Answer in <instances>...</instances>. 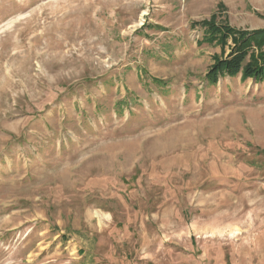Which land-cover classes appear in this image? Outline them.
<instances>
[{
	"label": "rangeland",
	"instance_id": "1",
	"mask_svg": "<svg viewBox=\"0 0 264 264\" xmlns=\"http://www.w3.org/2000/svg\"><path fill=\"white\" fill-rule=\"evenodd\" d=\"M205 23L264 0H0V264H264V78Z\"/></svg>",
	"mask_w": 264,
	"mask_h": 264
},
{
	"label": "trees",
	"instance_id": "2",
	"mask_svg": "<svg viewBox=\"0 0 264 264\" xmlns=\"http://www.w3.org/2000/svg\"><path fill=\"white\" fill-rule=\"evenodd\" d=\"M205 26H208L205 39L209 42L226 44L229 39L233 42L229 55L217 60L210 69L209 76L214 83L221 75H237L239 72L244 78H264V29L242 31L225 23H205ZM256 48L258 53H255Z\"/></svg>",
	"mask_w": 264,
	"mask_h": 264
}]
</instances>
